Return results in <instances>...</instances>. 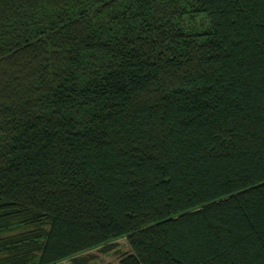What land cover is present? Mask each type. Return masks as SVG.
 Returning <instances> with one entry per match:
<instances>
[{"label": "trees", "instance_id": "16d2710c", "mask_svg": "<svg viewBox=\"0 0 264 264\" xmlns=\"http://www.w3.org/2000/svg\"><path fill=\"white\" fill-rule=\"evenodd\" d=\"M264 264V0H0V264Z\"/></svg>", "mask_w": 264, "mask_h": 264}, {"label": "rangeland", "instance_id": "374dc122", "mask_svg": "<svg viewBox=\"0 0 264 264\" xmlns=\"http://www.w3.org/2000/svg\"><path fill=\"white\" fill-rule=\"evenodd\" d=\"M113 248L109 251L101 250V247L93 248L88 250L87 254L91 255V261L94 264H111L117 263L121 253L131 251L129 244L125 237L118 238L112 242ZM67 264V261H64Z\"/></svg>", "mask_w": 264, "mask_h": 264}]
</instances>
